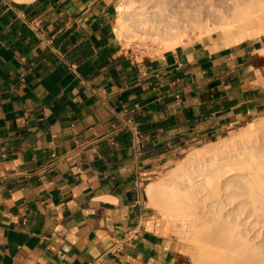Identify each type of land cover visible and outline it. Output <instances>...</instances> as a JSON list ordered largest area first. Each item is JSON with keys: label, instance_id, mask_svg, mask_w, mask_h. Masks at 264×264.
<instances>
[{"label": "crops", "instance_id": "1", "mask_svg": "<svg viewBox=\"0 0 264 264\" xmlns=\"http://www.w3.org/2000/svg\"><path fill=\"white\" fill-rule=\"evenodd\" d=\"M116 2L0 0V264H187L148 184L264 112V34L138 56Z\"/></svg>", "mask_w": 264, "mask_h": 264}, {"label": "bare ground", "instance_id": "2", "mask_svg": "<svg viewBox=\"0 0 264 264\" xmlns=\"http://www.w3.org/2000/svg\"><path fill=\"white\" fill-rule=\"evenodd\" d=\"M210 19L214 26L207 25ZM204 26L207 30H218L225 44L264 34V0H122L114 20L119 39L128 43H161L167 50L180 44L189 29ZM260 129L264 130V119L239 136L245 148L234 154L236 160L237 155L243 156L240 169H249L248 176H253L256 184L264 181V153L256 146L257 140L253 141L254 132ZM232 142L238 143L233 138H222L214 141L213 146H195L170 169L167 177L158 178L146 188L149 205L172 218L173 225L180 221L178 229L193 243L188 248L197 253L193 256L187 251L194 257V264L264 263V256L244 235L247 232L240 229L246 225L244 220L238 219L243 215L239 210L242 205L255 199L252 196L254 201L235 202L231 179L224 176L234 168L235 163L228 162L235 158L217 157L230 145L234 146Z\"/></svg>", "mask_w": 264, "mask_h": 264}, {"label": "rangeland", "instance_id": "3", "mask_svg": "<svg viewBox=\"0 0 264 264\" xmlns=\"http://www.w3.org/2000/svg\"><path fill=\"white\" fill-rule=\"evenodd\" d=\"M120 1H122V0H120ZM118 2H119V0H117L116 3H118ZM116 17H117V12L115 14V18ZM212 22H213V20H211V19L208 20L207 25H209V26L213 25L214 26L215 24H213L214 22L213 23ZM210 34H213V35L220 37L222 39V36H220V32L218 30H214V31L213 30L212 31L207 30L206 26H204L202 28L189 29L188 34L186 36H183L182 41L190 40L192 38H198V37H202L204 35H210ZM122 42L126 45L129 52L136 54L138 56L153 54L156 52H161V51L167 50L166 47L164 45H162L161 43H152L150 41H147V42L131 41L130 43H128L126 40L122 39ZM262 119H264V112H261L255 116L249 117L247 120H245V122H243V124L240 127L236 128V129H234V130H232L226 134H223L222 136L215 137L212 140H207L203 143H200L197 146H200L203 144H205L207 146H209V145L213 146L214 141H218L222 138L223 139L233 138L236 141H238V143H235V144L232 142L234 144V146L230 145L229 148H227L225 151L221 152L222 155H220V156L217 155V157H223V159H225L227 156H230L231 158H235V160L228 162V163L234 162L235 164L232 165V167H234V168L229 170L228 172H226L224 174V176L227 175L226 178L231 179L233 189L235 190V202L238 203L239 200L246 202L248 199H251L252 196L255 199V201L253 199H251L254 201L253 203L252 202H248V203L246 202L245 205H242L243 209H239L240 211L242 210V212H243L245 208H248V210L245 209L247 211H244V213L240 212L243 215H241L239 213L242 217H239L240 216L239 215L238 219H240L241 221L244 220L243 222H245L246 225H244L245 227L240 226V229L242 230V232H244V231L247 232L244 235L247 237L248 240H251L249 242H252L254 244V246H256L255 250L258 249L259 250L258 253H261V255L264 256V213H263V211H264V181L257 182L259 184H256L254 182L253 176H248L249 173H247V172L250 171L249 169H247V168L240 169L241 164L239 162L244 159V158H242L243 156L237 155V157H239V158H237V160H236V155H234V154H237L238 152H241L245 148L244 147L245 144L240 139L241 137H239V136L241 134H244L245 132L249 131L251 129V127L253 126V124L258 123L259 120H262ZM260 130H262V131H258L257 133L254 132L253 141L257 140L256 146L258 144V146H259L258 149L263 150L262 152L264 153V130L263 129H260ZM194 147L195 146L188 148V149H185V150H182L181 152L177 153L175 159L171 163L166 165L162 169V171L158 174V178L167 177V174H169L170 169L172 167L176 166L182 160H184ZM240 147H242V148H240ZM249 148L253 149V146H250ZM249 148H247V149H249ZM240 157H241V159H240ZM245 173H247V176L245 175ZM252 182H254V183L252 184ZM259 204H260V206H259ZM249 210H252L251 213L248 212ZM247 214H249V215H247ZM159 215H162V214L159 213ZM246 215L248 217H246ZM163 218L170 223L172 222V218L170 219L169 216H166V217L163 216ZM176 222H177L176 226L171 225L172 226L171 233L178 240V242L180 243V245L182 247L181 248V254H180L181 258L187 264H194V262H193L194 260H192V259H194V257H193L194 253H195V255L197 254L196 250L194 252L193 248L192 249L188 248V244L191 245L193 243L190 242L191 240L187 241V240H189L186 236L187 234H185L182 230L178 229V225L180 224V221L179 222L176 221ZM248 229H249V231H248ZM189 249L192 251H190ZM187 251H189L190 253L192 252L193 256H192V254H190ZM190 255L192 257H190Z\"/></svg>", "mask_w": 264, "mask_h": 264}]
</instances>
